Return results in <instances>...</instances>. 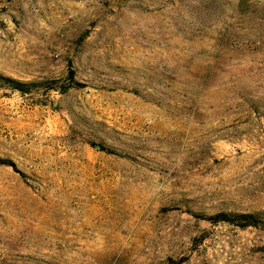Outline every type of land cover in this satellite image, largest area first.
Returning a JSON list of instances; mask_svg holds the SVG:
<instances>
[{"label":"rangeland","instance_id":"1","mask_svg":"<svg viewBox=\"0 0 264 264\" xmlns=\"http://www.w3.org/2000/svg\"><path fill=\"white\" fill-rule=\"evenodd\" d=\"M0 264H264V0H0Z\"/></svg>","mask_w":264,"mask_h":264},{"label":"trees","instance_id":"2","mask_svg":"<svg viewBox=\"0 0 264 264\" xmlns=\"http://www.w3.org/2000/svg\"><path fill=\"white\" fill-rule=\"evenodd\" d=\"M13 86L19 88L23 92H29L30 87L28 85H32L30 83H21L14 79L11 80ZM213 222L225 221L229 223H233L235 225H239L241 227L248 226H257L260 222L259 215L254 212H219L210 217Z\"/></svg>","mask_w":264,"mask_h":264}]
</instances>
